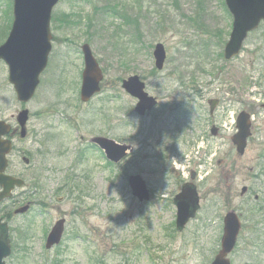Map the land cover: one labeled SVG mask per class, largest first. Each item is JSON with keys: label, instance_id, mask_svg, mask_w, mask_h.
Returning <instances> with one entry per match:
<instances>
[{"label": "rangeland", "instance_id": "rangeland-1", "mask_svg": "<svg viewBox=\"0 0 264 264\" xmlns=\"http://www.w3.org/2000/svg\"><path fill=\"white\" fill-rule=\"evenodd\" d=\"M11 2L0 0V44L11 24ZM113 6L119 14L115 19ZM51 16L48 66L24 106L0 63V120L15 126L13 117L22 109L29 112L28 136L14 145L31 157V166H22L14 154L10 174L29 187L19 206L26 199L35 203L24 216L8 209L12 253L5 264H210L228 211L236 212L242 225L231 264H264L263 26L248 35L237 58L225 62L232 19L224 0H59ZM83 44L103 73L101 92L87 104L79 100ZM156 44L166 52L162 71L154 67ZM131 76L157 98L148 116L135 114L136 101L121 88ZM210 99L219 101L212 117ZM242 111L252 116V126L239 156L230 139ZM99 134L129 145L132 153L109 166L90 144ZM45 135L52 139L45 146L50 154L42 145ZM57 150H64L63 157ZM78 152L83 161L73 169ZM192 172L200 209L177 232L171 201ZM71 173L87 189L83 214L69 217L61 247L47 251L46 230L62 211L76 208L56 202L62 195L56 189ZM130 175L145 181L149 202L139 204L132 197ZM242 187L249 189L244 196ZM43 201L46 207L37 205Z\"/></svg>", "mask_w": 264, "mask_h": 264}, {"label": "water", "instance_id": "water-1", "mask_svg": "<svg viewBox=\"0 0 264 264\" xmlns=\"http://www.w3.org/2000/svg\"><path fill=\"white\" fill-rule=\"evenodd\" d=\"M58 0H13V22L6 41L0 46V61L8 67V82L13 86L16 99L21 104L29 102L40 83V75L47 67L51 51L50 18L51 12ZM225 6L232 16V31L229 41L224 47L226 61L239 55L243 41L247 34L257 28L262 21L264 24V0H224ZM84 62L82 72L80 100L87 103L94 95L100 92V83L103 80L102 71L92 56L88 45L81 48ZM155 67L161 70L165 61V51L162 45L157 44L153 52ZM122 88L131 97L138 100L135 112L142 116L150 111L156 100L144 92V84L133 76L123 81ZM217 101H209L212 114ZM28 111L22 110L16 116L20 128L19 137L26 136ZM250 116L241 112L236 120L237 133L231 138L236 153L242 156L245 152L247 139L250 136ZM10 132V126L0 121V202L10 197L14 187H20L23 182L4 175L7 167L6 156L10 152V141L3 139ZM212 135L216 129H212ZM105 154L106 159L118 164L127 156L130 147L120 145L113 140L95 138L92 140ZM25 163L28 160L24 159ZM128 184L132 195L140 202L148 199V191L140 176H130ZM246 192L243 188L241 194ZM177 208L176 228L181 231L188 221L194 218L199 209L196 188L192 184L182 187L181 193L174 199ZM241 223L234 212L226 214L223 220V235L220 241V250L211 264H231L228 256L235 248ZM62 234V223L57 224L47 239L46 248L58 244ZM10 255L8 228L0 223V264Z\"/></svg>", "mask_w": 264, "mask_h": 264}, {"label": "flooded vegetation", "instance_id": "flooded-vegetation-1", "mask_svg": "<svg viewBox=\"0 0 264 264\" xmlns=\"http://www.w3.org/2000/svg\"><path fill=\"white\" fill-rule=\"evenodd\" d=\"M156 101H157V98H155ZM158 106V101H157V105L154 109H156ZM149 114H147L148 116ZM12 127V130L11 131H16V126H11ZM108 127H106L105 129H107ZM18 132L16 131L15 132V135L13 137H11V141H12V149H11V152L7 158L8 160V165H7V169H6V175H9V176H12V177H15V178H20V176H14V175H11L10 174V171L12 168H14V166L12 165V161H11V158L14 156V154H16V157L21 160L24 156H26V154L24 152H21L19 151V149H17L14 145L15 143V140L18 139ZM99 137H104V135H98ZM94 138V137H93ZM91 147L93 149H97L94 145H91ZM44 148V147H43ZM45 152H47L46 150V147L44 148ZM98 150V149H97ZM63 151V150H61ZM99 151V150H98ZM100 152V151H99ZM101 153V152H100ZM57 155H60V157H63V155L65 154V152H60L58 151L56 153ZM48 154H45V156H47ZM74 173L76 174V172L74 171ZM73 174L76 178L78 177L77 175ZM195 179H196V173L194 175ZM190 180V177L189 179ZM67 182H70V180H67ZM188 182V181H186ZM184 182V183H186ZM255 182V181H254ZM71 183V182H70ZM184 183H181V186L184 184ZM181 188V187H180ZM179 188V190H180ZM29 189V187H27V185H25L23 188L21 189H15L13 192H12V195L11 197L2 202L0 204V220H4V219H10V209L12 210L11 213L14 215L15 214V211L17 210V208H19L20 206V202L21 200H25V195H26V191ZM32 189H34V187L32 186ZM35 190V189H34ZM87 190V189H86ZM86 190H85V187H81V185H77V186H74V185H64V186H61L59 187V189H56L55 192H58V191H62V195L60 197H57L56 198V202L59 204V205H62L64 203H72V205L74 204L76 206V208L71 210V211H62L61 214L59 217H57V219L53 222L52 224V227L51 229H47L46 230V237H45V240H47L46 238H48L49 234L51 233L53 227L59 222V221H64V223L62 224V229H63V233H62V239L60 241V243L57 245V246H53L51 249H54V248H57V247H61L62 245V242L64 241L65 239V234H66V231H67V227H68V224H69V217L70 216H75V214L78 212V214H83L82 212V208H81V205L84 204L85 202V199L87 198L84 193H86ZM249 192V189L247 191V193ZM33 193V192H32ZM33 196H36V194H33ZM27 198V197H26ZM50 198V197H48ZM171 204H172V209L174 207L173 205V202L171 201ZM11 205V206H10ZM25 205L29 206V210L26 214H29L32 212V208L35 206V203H33V201H30V200H27L26 199V203ZM39 205L40 207H46V203L43 201V203L41 202L40 204H37ZM51 207V206H50ZM53 208V207H51ZM9 209V210H8ZM175 212V211H174ZM4 215V216H3ZM8 222V221H6ZM51 226V225H50ZM73 239H78V237L75 235ZM44 245H45V242H44ZM44 249H45V246H44ZM51 249L47 250V251H50Z\"/></svg>", "mask_w": 264, "mask_h": 264}, {"label": "trees", "instance_id": "trees-1", "mask_svg": "<svg viewBox=\"0 0 264 264\" xmlns=\"http://www.w3.org/2000/svg\"><path fill=\"white\" fill-rule=\"evenodd\" d=\"M116 12H118L117 10H116V8L113 6L112 7V15H113V19H115L116 17H119V14L118 13H116ZM124 21H126V17L124 16ZM74 179V176L73 175H71L67 180H71L70 182H66L65 184H67V185H74V186H77L78 185V182H76V180H73Z\"/></svg>", "mask_w": 264, "mask_h": 264}]
</instances>
